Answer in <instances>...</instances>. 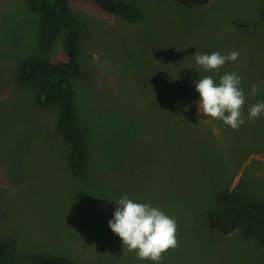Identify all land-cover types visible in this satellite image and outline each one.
Listing matches in <instances>:
<instances>
[{"label": "rangeland", "instance_id": "obj_1", "mask_svg": "<svg viewBox=\"0 0 264 264\" xmlns=\"http://www.w3.org/2000/svg\"><path fill=\"white\" fill-rule=\"evenodd\" d=\"M123 1L137 9L133 21L97 16L79 0L68 5L79 27L76 61L86 75L70 80L88 145L84 171L75 177L70 145L56 128L58 104L37 105L33 86L17 77L22 62L64 60V33L39 50V14L28 0H0V181L12 184L0 188L1 241L14 250L17 264L46 253L75 264H154L125 251L109 227L115 200L127 195L177 221L179 246L160 264H264L256 235L221 234L207 222L221 190L239 194L236 204L264 205V127H258L264 116L247 120L250 105L244 106L246 123L233 130L221 122L222 130L198 112L195 87L216 73L200 69L197 54L238 51L239 58L218 72L249 80L264 74V0L194 7ZM179 94H187L193 120L162 123V106ZM190 132L208 134L198 142ZM220 137L231 144L226 148Z\"/></svg>", "mask_w": 264, "mask_h": 264}, {"label": "trees", "instance_id": "obj_2", "mask_svg": "<svg viewBox=\"0 0 264 264\" xmlns=\"http://www.w3.org/2000/svg\"><path fill=\"white\" fill-rule=\"evenodd\" d=\"M71 1L73 0H28L30 9L39 14L37 24L39 30L37 40L39 50L47 51L52 46L57 33L62 30L64 33L65 59L54 62L31 59L30 61L22 62L17 77L20 83L31 84L33 86L35 91L34 98L37 105L44 107L52 103L58 104L59 110L56 128L70 145L68 152L69 168L71 173L76 177L82 175L84 171L88 157V145L85 134L79 129L80 127H78L76 121L73 105V88L70 84L71 78L84 79L86 77L76 61L75 44L79 27L75 17L68 10V5ZM79 1L92 14H96L97 16H102L105 13L117 14L128 22L133 21L138 16L137 9L123 0ZM172 1L185 7H194L205 5L210 0ZM261 18L264 20V10L261 13ZM225 73L230 72L222 71L207 74L213 76L218 83L220 77ZM245 76L242 79L247 85L243 86L241 84V86L244 88L245 93L250 95L246 96L248 99L244 106H251L264 100V79L262 77L264 74H260L258 77L254 76L251 80H249L250 77L247 78ZM253 84L259 85V92L255 97L251 96ZM168 98L170 100L169 103L162 106L163 111L167 112L159 114V117H162V123L167 124L168 121H174L175 124L181 122L186 124L193 120V112L187 107V94H179L176 97L173 95ZM215 121L219 123L220 129L223 130L222 121ZM161 125L157 129L161 131L162 135L165 131H163L164 127ZM258 127H264V120ZM195 128L197 126H193L192 132H194ZM191 134L190 132V136ZM207 134L201 133L197 134L199 136L191 137L197 138L196 140L200 142L201 137L207 136ZM161 135L157 139L165 138L161 137ZM209 135L212 136L211 134ZM220 138V141H227L225 138ZM224 143L227 144L226 148L231 144L229 141ZM201 166L203 167V164ZM204 172L206 175L208 174L206 169H204ZM11 186V182L9 183L5 179L0 181V188ZM238 199L239 194L227 193V190L219 191L215 196L213 208L207 210V222L209 226L221 234H230L233 231L239 230L244 237L256 235L258 245L264 247V205H253V207L246 204L240 205L235 203ZM35 256L30 264H75L71 258L61 255L46 253L36 254ZM15 258L14 250L12 251L0 239V264H17V259Z\"/></svg>", "mask_w": 264, "mask_h": 264}, {"label": "clouds", "instance_id": "obj_3", "mask_svg": "<svg viewBox=\"0 0 264 264\" xmlns=\"http://www.w3.org/2000/svg\"><path fill=\"white\" fill-rule=\"evenodd\" d=\"M239 58L238 51L228 54L212 52L195 55L196 65L207 72H218L226 63ZM242 77L236 72L225 73L217 83L213 76L207 75L195 82L199 93L198 112L214 120H220L233 130L246 123L244 105L247 102ZM259 92V85L253 84L251 96ZM264 116V101L252 104L247 120L255 121ZM118 205L113 219L108 224L113 233L122 240L127 252H135L140 260H151L160 264L164 253L179 246L177 239V221L158 207L148 203L134 201L127 195L115 200Z\"/></svg>", "mask_w": 264, "mask_h": 264}]
</instances>
